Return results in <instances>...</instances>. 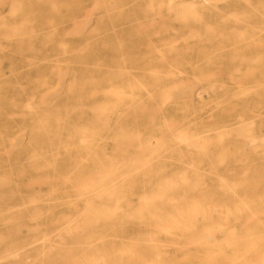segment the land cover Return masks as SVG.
<instances>
[{
  "label": "rangeland",
  "instance_id": "obj_1",
  "mask_svg": "<svg viewBox=\"0 0 264 264\" xmlns=\"http://www.w3.org/2000/svg\"><path fill=\"white\" fill-rule=\"evenodd\" d=\"M259 136L264 0H0V264H264Z\"/></svg>",
  "mask_w": 264,
  "mask_h": 264
},
{
  "label": "bare ground",
  "instance_id": "obj_2",
  "mask_svg": "<svg viewBox=\"0 0 264 264\" xmlns=\"http://www.w3.org/2000/svg\"><path fill=\"white\" fill-rule=\"evenodd\" d=\"M245 1H246V0H245ZM159 3H160V2H158V4H159ZM158 4H157V5H158ZM160 4H162V3H160ZM165 4H166V3H165ZM192 4H193V3H192ZM9 5L11 6L12 4H9ZM12 6H13V5H12ZM12 6H11V8L14 9V6H13V7H12ZM190 6H192V5H190ZM16 8H17V7L15 6V9H16ZM188 8H191V7H188ZM15 9H14V11H15ZM167 9H168V8H167ZM188 10H189V9H188ZM188 10H187V11H188ZM10 11H11V10H10ZM187 13H189V12H187ZM178 15H179V14H178ZM196 15H197V14H196ZM196 15H195V16H196ZM191 16H192V15H191ZM155 50H156V49H155ZM158 51H159V50H156V52H158ZM168 65H169V64H168ZM169 66H170V65H169ZM169 66H168V67H169ZM169 68H172V67L170 66ZM170 73H171V71H170ZM179 74H180V73H179ZM247 75H248V74H247ZM230 76H231V75H230ZM204 77H205V76H204ZM196 78H197V77H196ZM212 78H213V77H212ZM235 78H236V77H235ZM185 81H186V80H185ZM177 82H178L179 85H180L181 81H180V82L177 81ZM174 84H175V83H173L171 87H175V85L177 86V84H175V85H174ZM185 84H186V83H185ZM185 84H182V85H184V87H185ZM210 84H211V83H210ZM237 84H238V83H237ZM179 85H178V86H179ZM182 85H180V86H182ZM261 85H262V84H261ZM261 85H260V86H261ZM178 86H177V87H178ZM180 86H179V87H180ZM209 87H210V86H209ZM180 88H181V87H180ZM106 89H107V88H106ZM108 89H110V88L108 87ZM108 89H107V90H108ZM208 89H209V88H208ZM103 90H105V89H102L101 92H103ZM110 90H111V89H110ZM110 90H108L107 94L110 92ZM114 90H115V89H114ZM114 90H113V91H114ZM177 90H179V88H178ZM115 91H116V90H115ZM145 91H146V90H145ZM105 92H106V91H105ZM105 92H103V93H105ZM111 92H112V90H111ZM118 93H120V92L117 91V93H115V94H118ZM111 94H112V93H111ZM124 94H125V93H124ZM118 95H119V94H118ZM118 95H116V97H117ZM120 95H122V94L120 93ZM120 95H119V96H120ZM125 95H126V94H125ZM155 95H156V94H155ZM159 95H160V94H159ZM170 95H171V94H170ZM189 95H190V94H189ZM122 96H124V95H122ZM126 97H128V96H126ZM117 98H118V97H117ZM160 98H161L162 100L164 99V97H160ZM165 98H167V97H165ZM163 101H165V99H164ZM159 102H160V105H162L160 100H159ZM162 103H163V102H162ZM167 125H169V124H167ZM170 125H172V124H170ZM170 125H169V128H170ZM244 125H246V124H244ZM242 127H244V126H242ZM242 127H240V128L242 129ZM242 130H243V129H242ZM232 131H233V129H232ZM237 131H238V130H237ZM237 131L235 130L234 132L238 133L240 130H239L238 132H237ZM175 132L178 133V131H175ZM182 132H183V131H182ZM240 132H241V134H242V131H240ZM245 132H246V131H245ZM174 134H175V133H174ZM183 134H184V133H183ZM183 134L180 133V134H178V135H183ZM238 134H239V133H238ZM241 134H239V135H241ZM136 135H138V134H136ZM178 135H177V136H178ZM184 135H185V134H184ZM226 135H227V134H226ZM175 136H176V134L173 135L172 138L174 139ZM177 136H176V137H177ZM176 137H175V139H176ZM178 137H180V136H178ZM178 137H177V138H178ZM182 137H184V139H183V141H184L186 136H182ZM192 137H194V136H192ZM195 137H196V136H195ZM261 137H264V136H261ZM261 137L259 136L260 139H261ZM196 138H197V137H196ZM196 138H192V140L195 139V142H194V143L197 142V141H196V140H197ZM153 139H154V138H153ZM157 139H158V138H157ZM181 140H182V139H181ZM189 140H190V137H189ZM189 140H188V141H189ZM192 140H191V141H192ZM254 140H255V139H254ZM178 141H180V140H178ZM183 141H181V142H183ZM188 141H184V143H185V144H188ZM193 141H194V140H193ZM193 141H192V142H193ZM207 141H208V140H207ZM263 141H264V140H263ZM150 143H151V142H150ZM152 143H153V142H152ZM194 143H193V144H194ZM197 143H198V142H197ZM156 145H157V143H156ZM160 145H161V144H160ZM149 146H150V145H149ZM199 146H200V143H199ZM138 147H140V146H138ZM155 147H156V146H155ZM160 147H161V146H160ZM147 148H148V147H147ZM139 149H140V148H139ZM154 149H155V148H154ZM201 149H202V148H201ZM123 151H124V150H122V151L120 150V152H122V153H123ZM151 151H153V149H151ZM154 151H155V150H154ZM149 152H150V151H149ZM150 153L152 154V152H150ZM157 153H158V152H157ZM125 154H126V153H125ZM134 154H135V153H134ZM141 154H142V151H141ZM133 156H134V158H133ZM145 156H146V155H144V156L142 155L143 158H140V160H141V159L144 160V157H145ZM147 156H148V155H147ZM130 157H131L132 159H135V158H136V160H138L136 155H133V154H132V156H130ZM128 158H129V157H128ZM145 158H147V157H145ZM80 159H81V158H80ZM82 159H83V158H82ZM82 159H81V160H82ZM143 160H141V161H143ZM129 161H130V160H129ZM132 161H133V160H132ZM132 161H131V162H132ZM134 161H135V160H134ZM138 161H139V160H138ZM139 162H140V161H139ZM144 162H145V165H146V163H147V159H146V161L144 160ZM144 162H143V163L140 162V163H141V165H140L141 167H142V166H145V165H144ZM148 162H149V161H148ZM142 164H143V165H142ZM116 165H117V164H113V165H112V163H111V164H110V167L108 166L110 169H111L112 166H114V167H112V168L114 169L113 171H112V169H111V170L109 169V170H110V176H112V175H111V172H112V174H113L114 171H115V172H117V170L120 171L121 168L119 169V167H118V169H116ZM119 165H121V164H119ZM105 166H106V165H105ZM108 167H107V169H106L107 171H105V169H104V172H107V173H108ZM123 167H124V165H123ZM189 167H190V165H189ZM136 168L138 169L139 167H136ZM137 169H134V170L136 171ZM134 170H133V171H134ZM133 171H132V172H133ZM181 172H183V171H181ZM107 173H106V174H107ZM98 174L101 176V174L103 175L104 173H96L95 175H98ZM114 174H115V173H114ZM178 174H180V173H178ZM183 174H184V173H183ZM183 174H182V175H183ZM93 175H94V174H93ZM104 175H105V174H104ZM115 175H116V174H115ZM180 175H181V174H180ZM182 175H181V176H182ZM87 176H88V175H86V176L84 177V178H86V179L83 178L84 180L81 179L80 182H79V183H81V182L83 181L81 184H84V183H86L85 180H87V183H88V184L84 185V186H86V187H88V185H89V180H88L89 177L87 178ZM106 176H107V175H106ZM121 176H122V175H121ZM107 177H108V176H107ZM119 177H120V176H119ZM66 178H68L67 175H66ZM109 178H110V177H109ZM181 178H183V177H181ZM99 179H100L99 181H101V178H99ZM103 179H104V178H103ZM164 179H165V178H164ZM168 179H169V178H168ZM42 180H46V179H43V178H42ZM93 180H94V179H92V181H93ZM183 180H184V179H183ZM66 181H67V180H66ZM68 181L70 182V179H69V178H68ZM75 181H76V180H75ZM84 181H85V182H84ZM169 181H170V180H168V183H166L167 181H166V179H165V180H164V182H165L164 185L167 184V185L170 186ZM172 181H173V180H172ZM172 181H171V182H172ZM180 181H182V180H180ZM42 182H43V181H42ZM46 182H47V180H46ZM184 182H185V180H184ZM230 182H231V181H230ZM76 183H77V182H76ZM98 183H99V182H98ZM110 183H111V182H110ZM173 183H175V182H173ZM93 184H94V183H93ZM161 184H162V183H161ZM161 184H160V185H161ZM177 184H178V183H176V185H177ZM222 184H223V183H222ZM227 184H228V183H227ZM96 185H97V184H96ZM160 185H159V186H160ZM224 185H226V184H224ZM224 185H223V186H224ZM76 186H79V185L77 184V185H75V187H76ZM80 186H81L80 188L83 187L82 185H80ZM91 186H92V185H89V187H91ZM99 186H100V185H99ZM161 186H162V185H161ZM72 187H73V186H72ZM75 187H73V188H75ZM86 187H85V190H86ZM89 187H88L87 189H89ZM164 187H165V186H164ZM166 187L168 188V186H166ZM166 187H165L164 189H166ZM77 188H79V187H77ZM162 188H163V187H160L159 190H161ZM191 188H192V187H191ZM192 189H193V188H192ZM77 190H79V189H76V191H77ZM81 190L84 191V187H83V189H81ZM106 191H107V190H106ZM155 191H156V190H155ZM155 191H154V192H155ZM107 192H108V191H107ZM107 192H106V193H107ZM161 192H164L163 189L161 190ZM185 192H186V191H185ZM77 193L80 194V193H81L80 190H79V192L77 191ZM102 193H103V192H102ZM109 193H110V192H109ZM156 193H157V192H156ZM156 193L154 194L155 196L158 195L160 192H159L158 194H156ZM103 194H104V193H103ZM142 194H143V193H142ZM142 194H141V195H142ZM151 194H153V193H151ZM96 195H97V193H96ZM106 195H108V193H107ZM110 195H111V194H110ZM149 195H150V194H149ZM161 195H162V194H161ZM161 195L159 194L160 197H162ZM181 195H182V194H181ZM80 196H81V195H80ZM80 196L78 195L77 198H79ZM108 196H109V195H108ZM155 196H153V197H155ZM94 197H95V196H94ZM98 197H99V196H98ZM142 197H143V195H142ZM147 197H148V196H147ZM147 197H145L144 199H146ZM150 197H151V196H149L148 199H151ZM138 198H139V197H138ZM156 198H158V197L156 196ZM140 199H141V198H140ZM144 199H142V200H144ZM148 199H147V200H148ZM152 199H153V198H152ZM138 200H139V199H138ZM144 201H145V200H144ZM168 201H171V200H168ZM142 202H143V201H142ZM148 202H149V200H148ZM193 202H195V201H193ZM144 203H145V202H144ZM144 203H143V204H144ZM196 203H198V202L196 201ZM240 203H241V202H240ZM71 204L73 205L74 203H71ZM89 204H91V203H89ZM193 204H195V203H191V204L189 203V205H193ZM87 205H88V204H87ZM183 205H184V204H183ZM189 205H188V206H189ZM242 205H244V204H242ZM91 206H92V204H91ZM100 206H101V205H100ZM198 206H199V205H198ZM211 206H212V204H211ZM224 206H225V205H224ZM87 207H88V206H87ZM97 207H98V206H97ZM144 207L146 208V205H144ZM162 207H163V206H162ZM162 207H161V208H162ZM175 207H176V206H175ZM193 207H195V205H194ZM193 207H192V208H193ZM245 207H246V206H245ZM92 208H94V206H92ZM100 208H102V206H101ZM100 208L97 210V214H99V215H100V213H101V212L99 213ZM106 208H107V207H106ZM141 208H142V206H141ZM179 208H180V207H179ZM185 208H186V207H185ZM190 208H191V207H190ZM85 209H86V208H85ZM90 209H91V208H90ZM112 209H113V208L111 207L110 211H111ZM163 209H164V208H163ZM181 209H182V208H181ZM195 209L197 210L196 207H195ZM82 210H83V208H82ZM86 210H87V209H86ZM107 210H108V208H107ZM114 210H115V209H114ZM114 210H113V211H114ZM147 210H148V209H147ZM224 210L226 211L225 207H224ZM235 210H236V209H235ZM92 211H93V209L91 210V212H92ZM94 211H95V209H94ZM191 211L195 212V210H193V209H191ZM191 211H190V212H191ZM200 211H203V212H201V213H204V210H202L201 208H200ZM84 212H85V211H84ZM87 212H89V209H88ZM108 212H109V210H108ZM207 212H208V211H207ZM238 212H239V211H238ZM92 213H93V212H92ZM95 213H96V211H95ZM111 213H112V212H111ZM220 213H221V212H220ZM225 213H226V212H225ZM225 213L223 214V218H222V219H224V215H225ZM90 214H91V213H90ZM97 214H96V215H97ZM101 214H102V215H105L104 213H101ZM109 214H110V213H109ZM185 214H186V211H185ZM194 214L197 215L196 212H195ZM61 215H64V214H61ZM177 215H178V214H177ZM86 216H88V215H86ZM169 216H170V215H169ZM175 216H176V215H175ZM187 216H188V214H187ZM201 216H203V215H201ZM61 217H62V216H61ZM64 217H65V216H63L62 218H64ZM179 217H180V216H179ZM232 217H233V216H232ZM89 218H91V217H88V219H87V218H86V219H83V223H82V224L85 223V222H84L85 220H87V221L92 220V219L89 220ZM92 218H93V217H92ZM95 218H96V217H95ZM97 218H98V217H97ZM200 218L203 219L202 217H200ZM64 219H65V218H64ZM180 219H182V221H183V218L180 217ZM233 219H234V218H233ZM79 220H80V219H79ZM93 220L95 221V219H93ZM93 220H92V221H93ZM94 221H93V222H94ZM80 222H82V221L80 220ZM176 222H177V221H176ZM189 223H190V222H189ZM189 223H188V224H189ZM222 223H223V222H222ZM222 223H219V225L222 224ZM75 224H77V221H75ZM75 224H74V226H75ZM88 224H89V223H86L85 225L87 226ZM214 224H215V223H213L212 225L210 224V228H211V226H213ZM217 225H218V224H217V222H216L215 226H217ZM76 226H77V225H76ZM76 226H75V227H76ZM184 226H186V225H184ZM184 226H183V227H184ZM190 226H191V225H190ZM190 226H189V227H190ZM207 226L209 227L208 224L205 225V226H204V225L201 226V227H202V228H201L202 231H203V229H204L205 227L207 228ZM222 226H223V224L221 225V227H222ZM157 227H158V226H157ZM174 227H175V226H174ZM177 227H178V226H177ZM213 227H214V226H213ZM175 228H176V227H175ZM178 228H181V229H182V227H178ZM67 229H69V228H67ZM168 229H169V228H168ZM185 229H186V227H185L184 229H182V230H185ZM220 229H221V228H220ZM228 229H229V228H228ZM72 230H73V229H72ZM162 230H163V229H162ZM164 230H165V229H164ZM198 230H199V229H198ZM198 230H195V229H194V231H197L198 234H199L201 231H200V230L198 231ZM231 231H232V230H231ZM231 231H230V232H231ZM64 232H65V231H64ZM218 232H219V231H218ZM228 232H229V230H228ZM65 233H66V232H65ZM165 233H166V232H165ZM201 233H202V232H201ZM210 233H211V231H210V232H207V234H210ZM214 233H216V230H214V232L212 231V234H214ZM168 234H169V233H168ZM184 234H185V233H184ZM186 234H187V236H188L187 239L190 238L189 233H186ZM198 234L193 233V235L191 234V236H192V238H194L193 236H194V235H195V236H198ZM212 234H211V235H212ZM56 235H57V234H56ZM205 235H206V234H205ZM205 235H204V236H205ZM229 235H232V234H229ZM172 236H173V235H172ZM183 236H184V235H183ZM204 236H202V239H203L204 242L201 241L200 236H198L199 239H200V243H202V244H203V243L205 244V240H204L205 237H204ZM59 237H60V236H59ZM173 237H174V236H173ZM203 237H204V238H203ZM214 237H215V235H214ZM214 237H213V238H214ZM230 237L232 238V236H230ZM263 237H264V236H263ZM263 237H262V238H263ZM192 238H191V239H192ZM224 238H225V237H224ZM194 239H195V238H194ZM196 239H197V237H196ZM59 240H60V239H59ZM192 241H193V239H192ZM227 241H228V239H227ZM169 242H170V241H169ZM169 242H167V243H169ZM188 242H190L189 239H188ZM213 242H214V240H212L211 243H213ZM192 243H193V245H194L195 242H192ZM228 243H229V242H228ZM170 244H172V242H170ZM190 244H191V242H190ZM177 245H178V244H177ZM185 245H187V244H185ZM211 245H212V244H211ZM179 246H180V244H179ZM182 247H183V246H182ZM153 249L155 250L154 247H153ZM127 250H128V249H127ZM244 252H245V251H244ZM131 253H132V251H131ZM131 253H130V254H131ZM197 253H198V252H197ZM243 254H245V253H243ZM153 256H154V255H153ZM155 256H156V255H155ZM195 257H196V256H195ZM240 257H241V256H240ZM91 258H92V257H91ZM128 258H129V257H128ZM128 258H127V259H128ZM88 259H89V258H88ZM149 259H151V258L149 257ZM255 259H256V258H255ZM94 260H95V259H94ZM86 261H87V260H86ZM234 261H235V260H234ZM146 262H147V260H146ZM230 262H233V261H230ZM245 262H246V264H247L249 261L247 262V261H244V260H243L241 263H245ZM250 262L253 263L252 260H251ZM147 263H149V261H148ZM239 263H240V262H239ZM239 263H237V264H239ZM252 263H251V264H252ZM96 264H97V263H96ZM248 264H250V263H248Z\"/></svg>",
  "mask_w": 264,
  "mask_h": 264
}]
</instances>
